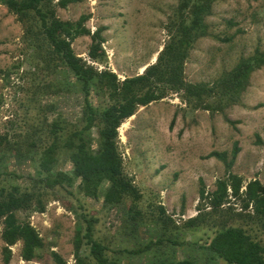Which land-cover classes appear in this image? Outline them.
I'll use <instances>...</instances> for the list:
<instances>
[{
    "label": "rangeland",
    "instance_id": "1",
    "mask_svg": "<svg viewBox=\"0 0 264 264\" xmlns=\"http://www.w3.org/2000/svg\"><path fill=\"white\" fill-rule=\"evenodd\" d=\"M51 1L60 21L76 23L87 17L84 28L91 35L104 29L102 63L93 62L89 56V36L77 38L72 50L87 65L98 71L109 70L120 81L141 75L155 64L168 38L169 20L179 7V0H69L72 2L66 8L59 6L61 0H47ZM263 16L264 0L216 3L206 20L210 36L194 45L185 63L186 82L212 84L221 74L232 70L240 58L251 56L256 48L263 50ZM45 51L46 47H39L38 39L26 34L24 26L0 0V187L13 185L22 190H37L32 180L44 174L38 170L36 155L29 154L25 145L48 146L54 124L65 128L57 134L63 141L82 125V97L63 91L74 80L57 60L56 68L43 67ZM48 80L50 84H60L57 96L28 92L31 85L38 87ZM92 102L96 105L98 101L92 97ZM224 115L192 111L180 95L173 94L140 108L118 129L117 145L124 171L142 196L138 208L145 212L147 224L151 218L149 204H161L178 226L197 215L200 184L211 193L215 182L225 176L222 162L205 158L212 152L227 153L230 160L237 145L239 152L231 172L241 177L244 184L255 179L264 184V146L257 144L258 139L264 144V68L252 74L241 105ZM226 118L235 124L229 125ZM89 138L95 148L99 140L97 129L91 130ZM58 160L54 171L72 178V167L65 154ZM79 185V180L72 179L42 195L30 211L17 214L19 221L37 231L43 248L37 252L36 260L28 263L21 259L22 246L18 243L11 248L9 264H55L53 253L65 264H75L76 234L83 217L96 221L95 237L109 248L107 257L120 264H156L189 257L204 264H223L190 248L189 244L194 242L204 244L206 233L202 230L179 235L188 246L164 244L145 254H127L124 251L142 249L155 239L156 230L145 226L139 234L133 232L122 223L119 211L104 209L101 198H85ZM2 231L0 222V264H5ZM79 254L87 257V249L82 246Z\"/></svg>",
    "mask_w": 264,
    "mask_h": 264
},
{
    "label": "trees",
    "instance_id": "2",
    "mask_svg": "<svg viewBox=\"0 0 264 264\" xmlns=\"http://www.w3.org/2000/svg\"><path fill=\"white\" fill-rule=\"evenodd\" d=\"M220 1L179 0V7L167 26V41L155 64L147 67L141 75L120 81L111 71H98L74 54L72 43L81 36H89L92 41L89 56L93 62L102 63L105 59L101 49L104 29L100 28L91 35L84 28L87 17H81L76 23L62 22L56 17L52 1L1 0L24 26L26 34L34 35L39 47H46L44 54L47 53V56L42 66L56 68L60 62L69 72L74 81L69 88H64V93H78L82 97V125L78 130L63 141L57 134L65 128L54 124L48 146L25 145L29 154L36 155L38 170L44 174V177L38 176L32 180L37 190H22L13 185L0 187L1 241L5 264H9L11 248L18 243L22 246L20 257L24 262L36 260L37 252L43 248V241L30 224L19 221L17 214L30 211L34 203L40 202L42 195L68 184L72 179L79 180L85 198H101L104 209L119 211L122 223L133 232L139 234L145 226H152L156 230L157 236L144 248L124 251L131 256L159 250L164 244L188 246L180 241L179 235L202 230L206 233L204 244L194 242L189 244L190 248L215 257L223 264H264V184L256 179L244 184L241 177L231 172L239 152L237 145L230 160L227 153L212 152L205 157L222 162L225 176L215 182V189L211 193L206 192L203 183L200 184L197 215L179 226L161 204L147 206L151 218L148 224L145 222V212L138 208L142 196L133 179L125 174L117 145L118 129L124 122L140 108L161 102L173 94L180 95L190 110L211 115H224L227 110L241 105L252 74L264 68V49L256 48L251 56L240 58L232 70L221 74L212 84H191L185 80V63L190 51L199 40L210 36L206 20L213 14L214 5ZM70 2L61 0L59 6L66 8ZM262 28L264 30V16ZM60 87L59 83L50 84L48 80V83L42 82L38 87L31 85L28 92L40 95L53 93L57 96ZM92 97L97 99L96 105ZM42 108L39 102V109ZM226 122L235 124L228 118ZM93 129H97L99 136L95 148L89 138ZM257 144L264 146L260 139ZM64 154L72 167V178L54 171L58 157ZM3 177L7 179L8 176ZM95 223L92 218L83 217V224H79L75 264H120L107 257L109 248L94 235ZM82 246L87 249V257L79 254ZM52 258L55 264H65L55 253ZM156 264L204 263L189 257L182 261L162 260Z\"/></svg>",
    "mask_w": 264,
    "mask_h": 264
}]
</instances>
